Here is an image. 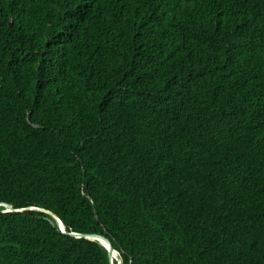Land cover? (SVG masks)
<instances>
[{"label": "trees", "instance_id": "1", "mask_svg": "<svg viewBox=\"0 0 264 264\" xmlns=\"http://www.w3.org/2000/svg\"><path fill=\"white\" fill-rule=\"evenodd\" d=\"M71 235L264 264V0H0V264H111Z\"/></svg>", "mask_w": 264, "mask_h": 264}, {"label": "water", "instance_id": "2", "mask_svg": "<svg viewBox=\"0 0 264 264\" xmlns=\"http://www.w3.org/2000/svg\"><path fill=\"white\" fill-rule=\"evenodd\" d=\"M18 211H21V210H18ZM55 218H57V217H55ZM58 221H59V219H58ZM59 224L61 225V227H63L62 223L60 221H59ZM71 236L87 237V238H92V239L96 238V240L100 241V243L103 244L106 247V249L109 251L111 264H114V258H115L114 250L111 248L109 242L106 239H104L103 237H97V236L91 237V236H82V235H71Z\"/></svg>", "mask_w": 264, "mask_h": 264}, {"label": "rangeland", "instance_id": "3", "mask_svg": "<svg viewBox=\"0 0 264 264\" xmlns=\"http://www.w3.org/2000/svg\"><path fill=\"white\" fill-rule=\"evenodd\" d=\"M59 222V221H58ZM60 225V224H59ZM60 228H62L61 227V225H60ZM92 239V238H91ZM93 240H96V238H94ZM100 242V241H99ZM114 256H116L117 257V253L116 252H114Z\"/></svg>", "mask_w": 264, "mask_h": 264}, {"label": "clouds", "instance_id": "4", "mask_svg": "<svg viewBox=\"0 0 264 264\" xmlns=\"http://www.w3.org/2000/svg\"><path fill=\"white\" fill-rule=\"evenodd\" d=\"M3 206H5L7 208V210H9V211L11 210L10 206H8V205H3Z\"/></svg>", "mask_w": 264, "mask_h": 264}]
</instances>
